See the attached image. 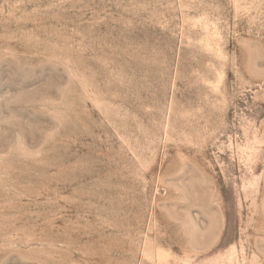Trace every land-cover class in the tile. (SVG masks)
<instances>
[{"label": "rangeland", "instance_id": "obj_1", "mask_svg": "<svg viewBox=\"0 0 264 264\" xmlns=\"http://www.w3.org/2000/svg\"><path fill=\"white\" fill-rule=\"evenodd\" d=\"M0 264H264V0H0Z\"/></svg>", "mask_w": 264, "mask_h": 264}]
</instances>
